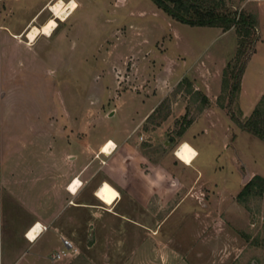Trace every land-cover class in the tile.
I'll list each match as a JSON object with an SVG mask.
<instances>
[{"label":"rangeland","instance_id":"rangeland-1","mask_svg":"<svg viewBox=\"0 0 264 264\" xmlns=\"http://www.w3.org/2000/svg\"><path fill=\"white\" fill-rule=\"evenodd\" d=\"M42 1L0 0V46L6 47L0 107H13L23 128L51 120L70 127L63 141L56 133V169L65 152H78L75 121L81 130L86 124L88 143L114 138L113 151L96 161L122 190L118 215H108L112 207L98 200L100 209L109 210H100L91 225L88 212L77 213L75 226L85 223V235L69 239L83 255L66 264H129L130 251L149 231L142 224L149 214L152 222L161 219L150 232L177 252L169 264H264V198L236 199L251 177L264 178V141L240 129L227 112L223 70L236 52L235 28L182 23L152 0H79L50 35L28 45L30 24L13 37ZM221 1L258 19L254 51L232 107L246 118L264 95V0ZM48 5L35 25L52 15ZM194 91L207 96L203 108ZM184 137L199 152L190 165L174 155ZM45 144L40 136V157ZM59 243L53 235L50 245ZM42 263L52 264L48 258Z\"/></svg>","mask_w":264,"mask_h":264},{"label":"crops","instance_id":"crops-1","mask_svg":"<svg viewBox=\"0 0 264 264\" xmlns=\"http://www.w3.org/2000/svg\"><path fill=\"white\" fill-rule=\"evenodd\" d=\"M50 1L43 0L32 17L16 32H11V35L13 37L20 35L30 24H40L41 15L45 13ZM75 2L76 7L71 13L77 8L79 0ZM116 3L122 4V0H116ZM4 49L6 47L1 45L0 56L2 53L5 54ZM11 74L12 70L8 71L5 77L10 79ZM4 95L0 87V98ZM14 112L13 107H7L5 110L0 107V264H43V260L47 258L52 264H66L72 259L77 260L83 255L77 246V253H71L60 261H51L50 255L62 247L61 237L80 239L81 235H85V223L82 228L75 226L79 220L77 213L88 212L90 216L88 224L91 225L93 220L101 216L100 210H109L100 209L97 202L100 200L95 196V189L101 181H108L121 194L118 182L107 170H101L102 167L98 166L96 161L101 154L108 155L100 152L105 141L110 139L115 144L117 142L114 138L98 137L88 143L86 124L81 130L79 122L75 121L74 127L78 128V134L72 143L77 145L78 152H65L61 159V167L56 169L55 146L57 141L65 139L63 134L69 126L60 128L51 120L41 128L40 122H30L23 128ZM56 133H59L61 139L58 140ZM40 136L46 139L43 157H40V149L38 150ZM183 140L188 141L196 149L197 157L199 152L193 142L185 137ZM78 160H81L79 165L75 164ZM76 178L81 185L74 193L70 191L69 186ZM56 189L58 194H55ZM119 196L108 205L112 207L109 211L106 210L109 212L108 215H118L115 207L120 204L121 195ZM58 200L60 202H57ZM64 207L65 211L70 209L69 213L63 219H59L58 213ZM125 220L130 221L128 218ZM152 220L154 219L150 214L144 218L142 224L149 231L143 235L142 244L130 251L132 259L129 264H169V257L177 254L175 249L168 246L165 238L156 237L157 234L150 232L156 230L161 222V219L156 222ZM132 222L139 224L136 221ZM37 223L42 230L39 227L34 233L32 231ZM31 227L33 229L30 230ZM53 235L58 237L60 242L56 247L50 245ZM90 253L85 249V255Z\"/></svg>","mask_w":264,"mask_h":264},{"label":"trees","instance_id":"trees-1","mask_svg":"<svg viewBox=\"0 0 264 264\" xmlns=\"http://www.w3.org/2000/svg\"><path fill=\"white\" fill-rule=\"evenodd\" d=\"M157 8L163 10L174 20L196 26H217L223 31L235 28L237 47L232 60L223 70V88L227 90V112L231 120L242 130L264 141V95L254 106L249 116L241 118V110H233L241 89V79L245 70L249 54L253 52L257 40L258 19L254 12L243 9H227L221 0H152ZM182 82V81H180ZM178 83L181 84V83ZM188 83V81H186ZM190 85L187 84L188 90ZM200 96V108L208 104L206 95L194 91ZM151 116L148 115L147 119ZM191 120L187 123L189 124ZM249 195L264 198V178L254 175L237 194L238 202H243Z\"/></svg>","mask_w":264,"mask_h":264},{"label":"bare ground","instance_id":"bare-ground-1","mask_svg":"<svg viewBox=\"0 0 264 264\" xmlns=\"http://www.w3.org/2000/svg\"><path fill=\"white\" fill-rule=\"evenodd\" d=\"M75 7V0H71L68 3H64L62 0H55L54 2H52L49 7L52 12V15L40 26L33 24L30 25L26 32L24 31L25 37L28 41L27 44H32L38 37V35H50L58 24L57 19L61 21L65 20ZM113 145L114 142L112 140L109 139L108 141H105L101 146L100 152L104 154H109L113 149ZM174 155L179 161H181L185 165H190L193 159L196 157L197 152L196 149L188 141L184 140L181 141L174 149ZM80 185L81 182L76 178L70 184L69 189L71 192L75 193ZM119 195V191L106 180L101 181V183L95 189V196L106 205H111L116 199H118V197H120ZM39 227L41 226L39 223H37L32 232L35 233V230L39 229Z\"/></svg>","mask_w":264,"mask_h":264},{"label":"built area","instance_id":"built-area-1","mask_svg":"<svg viewBox=\"0 0 264 264\" xmlns=\"http://www.w3.org/2000/svg\"><path fill=\"white\" fill-rule=\"evenodd\" d=\"M67 1H70V0H67ZM114 148H115V145H114L113 149ZM44 228H46V227H44ZM30 229H32V227ZM40 230H42V227ZM61 243H62V247L59 250L54 251L50 255V259L53 262L60 261L61 259L70 255L71 253H77L78 252V248L73 244V242L69 238L61 237Z\"/></svg>","mask_w":264,"mask_h":264},{"label":"water","instance_id":"water-1","mask_svg":"<svg viewBox=\"0 0 264 264\" xmlns=\"http://www.w3.org/2000/svg\"><path fill=\"white\" fill-rule=\"evenodd\" d=\"M170 140H171V139H170ZM244 179H246V177H245Z\"/></svg>","mask_w":264,"mask_h":264}]
</instances>
